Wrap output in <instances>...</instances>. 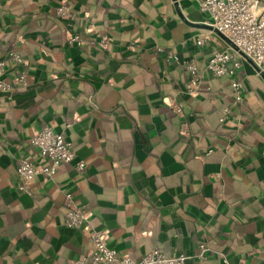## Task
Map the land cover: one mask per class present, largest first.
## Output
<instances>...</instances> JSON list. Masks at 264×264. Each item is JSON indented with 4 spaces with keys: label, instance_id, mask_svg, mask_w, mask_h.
Instances as JSON below:
<instances>
[{
    "label": "crops",
    "instance_id": "obj_1",
    "mask_svg": "<svg viewBox=\"0 0 264 264\" xmlns=\"http://www.w3.org/2000/svg\"><path fill=\"white\" fill-rule=\"evenodd\" d=\"M61 4L72 19L58 16ZM207 18L195 0H0V57L20 50L28 82L0 93V264H62L92 251L86 228L64 224L62 186L107 244L135 260L159 247L188 255L185 264H223L217 252L264 264V74L243 60V101L232 105L230 78L206 67L228 45ZM199 32L210 33L201 45ZM191 59L209 86L197 96L184 92ZM44 125L63 131L76 156L25 192L15 156L45 163L25 141ZM200 242L203 260L193 257Z\"/></svg>",
    "mask_w": 264,
    "mask_h": 264
},
{
    "label": "built area",
    "instance_id": "obj_2",
    "mask_svg": "<svg viewBox=\"0 0 264 264\" xmlns=\"http://www.w3.org/2000/svg\"><path fill=\"white\" fill-rule=\"evenodd\" d=\"M201 11L207 13L205 21L211 31L222 35L228 45L224 49H214L207 59L206 67L214 77H229V87L232 105H238L243 101L244 83L238 73L243 60H249L255 66L258 73L264 74V9L257 10L258 0H195ZM56 12L60 18L72 19V12L66 4L57 7ZM209 32H199L194 41L197 45L203 44ZM69 41L81 44V38L76 34L69 36ZM100 43H107V38H102ZM159 50L161 48H158ZM168 56L172 54L169 51ZM10 62L17 65L16 75L7 77V66ZM21 55L11 50L6 58L0 59V91L11 92L16 86L27 84L25 74L21 67L25 64ZM19 67V68H18ZM189 74L184 81V92L191 96H197L209 89L203 82V74L194 60H189L186 65ZM172 110L182 116L180 105L168 101ZM231 114V107L223 108L220 120L223 121ZM69 124L66 123L65 126ZM29 142L35 149L39 158L45 160L40 163L23 153L15 156L16 171L19 176L18 188L29 191L30 180L37 174H43L45 179H50L55 174L58 166L70 163L75 159L76 152L71 141L65 138L63 131H54L45 125L35 134L30 136ZM79 170L85 167L80 160L76 162ZM63 194L65 210L64 224L68 227L88 230V240L92 245V251L81 257L69 259L62 264H185L190 258L186 254L166 255L159 247L152 248L140 259L135 260L128 255L120 254L110 247L105 239V232L91 226L88 212L84 206L75 204L71 190L60 187ZM209 247L205 243L198 245L197 252L193 255L203 260L208 254ZM217 258L223 264H244L243 262L231 263L222 252H217Z\"/></svg>",
    "mask_w": 264,
    "mask_h": 264
},
{
    "label": "trees",
    "instance_id": "obj_3",
    "mask_svg": "<svg viewBox=\"0 0 264 264\" xmlns=\"http://www.w3.org/2000/svg\"><path fill=\"white\" fill-rule=\"evenodd\" d=\"M67 43H68V42H67V40H66V41H65L66 46L68 45ZM80 45H81V44H78L77 47H79ZM13 47H14V46H13ZM13 47L8 48V49L5 51L4 55H3L2 57H0V59H1V58H6L8 52L11 51V50H14V51L18 52V53L21 55V57H22L23 59H25L24 56H23V54L21 53V51L18 50V49H15V48H13ZM153 51L156 52V53H159V52L161 51V49L159 50L158 48H154ZM9 65H10L11 70H12V68H14L13 70H17V65H16L15 63L10 62V63L8 64V66H9ZM14 66H15V67H14ZM22 71L24 72V74H25V78H26V71H25V66H24V65H22ZM7 77H8V76H7ZM26 82H27V80H26ZM27 87H28V82H27V84H26L25 86H16L11 92H1V91H0V93H1V94H4V95H12V94L15 93L16 91L25 90ZM44 126H45V125H44ZM29 138H30V137H28L25 141H27L28 144L31 146V144H30V142H29ZM65 138H66V137H65ZM66 139H67V138H66ZM67 140H68V139H67ZM72 144H73V143H72ZM73 146H74V145H73ZM31 147H32V146H31ZM74 149H75V148H74ZM200 243H203V242H200ZM200 243H199V244H200ZM224 253H225V252H224Z\"/></svg>",
    "mask_w": 264,
    "mask_h": 264
}]
</instances>
